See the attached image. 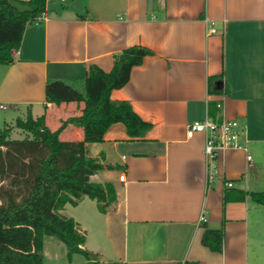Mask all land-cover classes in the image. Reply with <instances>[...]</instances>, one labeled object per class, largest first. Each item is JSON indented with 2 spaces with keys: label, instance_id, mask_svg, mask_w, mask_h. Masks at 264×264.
<instances>
[{
  "label": "crops",
  "instance_id": "1",
  "mask_svg": "<svg viewBox=\"0 0 264 264\" xmlns=\"http://www.w3.org/2000/svg\"><path fill=\"white\" fill-rule=\"evenodd\" d=\"M43 16L25 28L13 63L0 65V105L7 106L0 110L8 109L0 126L44 115L55 130L80 115L82 103H46L47 81H82L92 65L109 72L113 56L131 46L152 52L110 92L149 130L131 139L116 123L101 142L86 145L88 157L110 167L90 180L110 184L114 201L104 213L87 197L61 210L85 235L92 260H68L61 242L44 237L43 264H264L250 201H224L232 190H251L250 150H264V0H46ZM209 23L213 34H206ZM209 77L218 78L219 94L208 92ZM205 115L237 120L246 145L217 153L209 185L204 136L186 138V126ZM60 137L79 141L82 131L69 125ZM220 228L217 253L201 238L204 229Z\"/></svg>",
  "mask_w": 264,
  "mask_h": 264
},
{
  "label": "trees",
  "instance_id": "2",
  "mask_svg": "<svg viewBox=\"0 0 264 264\" xmlns=\"http://www.w3.org/2000/svg\"><path fill=\"white\" fill-rule=\"evenodd\" d=\"M12 0H0V65H10L21 44L28 25L45 12L46 0L19 2L28 11L20 13L9 5ZM16 1V0H13ZM152 52L140 45L128 47L113 56V66L104 72L89 66L82 81H47L45 101L53 106L82 103L81 113L60 122L57 129L46 125L44 115L17 118L15 127L25 133L24 139H10L11 128H0V264H43L44 237L61 242L67 259L79 254L91 261L93 255L84 248L85 235L76 222L61 213L65 205H76L87 197L95 200L104 213L114 201V190L108 183L90 180L109 166L99 158L86 155V145L101 142L113 124L124 125L131 139H139L149 130L125 101H112L110 92L123 87L133 67ZM217 77L208 78V92L219 94ZM215 102L209 112L215 114ZM80 128L82 139L65 141L60 135L67 126ZM224 201H250L264 206V181L260 190H232ZM201 243L220 253L223 230L204 229Z\"/></svg>",
  "mask_w": 264,
  "mask_h": 264
},
{
  "label": "built area",
  "instance_id": "3",
  "mask_svg": "<svg viewBox=\"0 0 264 264\" xmlns=\"http://www.w3.org/2000/svg\"><path fill=\"white\" fill-rule=\"evenodd\" d=\"M44 19L43 14L34 20V24L40 23ZM216 30L212 23L207 26L206 34H213ZM221 104H217V108L221 110ZM1 109L5 106L0 105ZM204 136L203 159L205 165V183L211 184L215 179V159L219 151L226 149H243L246 150L244 143V127L235 119H226L224 117L213 118L205 115L199 121H195L186 126V138H192L195 134ZM246 160L251 161V156L247 154ZM119 180H123V176H119ZM225 186L230 188L233 186L231 182H226ZM200 221H204V217H200Z\"/></svg>",
  "mask_w": 264,
  "mask_h": 264
},
{
  "label": "rangeland",
  "instance_id": "4",
  "mask_svg": "<svg viewBox=\"0 0 264 264\" xmlns=\"http://www.w3.org/2000/svg\"><path fill=\"white\" fill-rule=\"evenodd\" d=\"M5 105V104H4ZM6 106V105H5ZM7 107V106H6ZM8 109L6 111L0 110V117H3L7 114ZM5 114V115H3ZM10 127V139H24L25 133L15 127V122L10 120V118H7L6 124L0 126L3 127ZM250 153L253 158L254 168L251 170L254 174V179L249 180L248 187H250L251 190H260L263 185L264 181V150H257L252 148L250 150ZM249 207L251 209L252 213V232L255 235L256 239L258 240V243L262 246H264V206L258 205L254 202H249ZM257 230V235H256ZM263 253H264V247H262Z\"/></svg>",
  "mask_w": 264,
  "mask_h": 264
},
{
  "label": "water",
  "instance_id": "5",
  "mask_svg": "<svg viewBox=\"0 0 264 264\" xmlns=\"http://www.w3.org/2000/svg\"><path fill=\"white\" fill-rule=\"evenodd\" d=\"M9 5L20 13L28 11V7L20 4L18 1L12 0L9 2Z\"/></svg>",
  "mask_w": 264,
  "mask_h": 264
}]
</instances>
